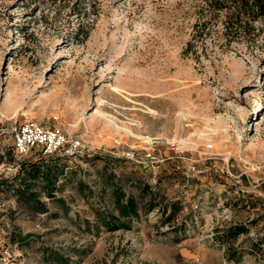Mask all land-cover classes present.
<instances>
[{
  "label": "rangeland",
  "instance_id": "rangeland-1",
  "mask_svg": "<svg viewBox=\"0 0 264 264\" xmlns=\"http://www.w3.org/2000/svg\"><path fill=\"white\" fill-rule=\"evenodd\" d=\"M2 1L0 164L17 159L11 127L27 120L84 149L44 157L65 169L61 200L41 195L49 211L0 192V264H54L51 250L74 264H264V174L242 175L264 164V35L230 44L221 23L198 35L197 0H82L80 15L44 0L37 13L9 10L12 19L14 0ZM82 22L86 38L75 36ZM116 180L180 201L175 222L187 231H170L159 208L132 229L96 226ZM234 221L249 231L223 243L216 228Z\"/></svg>",
  "mask_w": 264,
  "mask_h": 264
},
{
  "label": "trees",
  "instance_id": "trees-1",
  "mask_svg": "<svg viewBox=\"0 0 264 264\" xmlns=\"http://www.w3.org/2000/svg\"><path fill=\"white\" fill-rule=\"evenodd\" d=\"M44 0H14L10 5H6L8 18L12 19L13 15L9 10L14 8H23L26 12L37 13ZM57 1V0H53ZM65 4L71 2V11L81 14L82 0H61ZM95 1V0H94ZM199 4V15L194 25L198 35L206 36L213 31L214 26L222 24V31L227 41L232 44L248 39L252 42L258 36L264 35V0H197ZM3 1L0 0V6ZM94 6V16L92 22L99 16V12ZM45 18V16L43 15ZM90 25L80 23L76 29L75 36L82 35L86 38L90 32ZM12 152L15 154V144L13 139ZM71 158L69 155H54ZM78 156V155H76ZM98 156V155H96ZM39 152H31L24 160L20 172L10 178L0 180V192L13 191L18 200L31 207L36 212H47L49 207L42 200L41 195L44 194L48 198H58L56 191L61 188L58 185L60 176L65 174V169L58 161L50 163L44 160ZM51 157V156H50ZM35 158V161L30 159ZM47 162V163H46ZM57 162V163H56ZM114 173H111V178ZM130 183L140 186V181L135 180L133 176ZM78 187L87 185L83 179L77 181ZM88 191L93 194L94 190L90 185ZM112 190V209L104 207L95 211V225L105 227L109 231H117L120 229H132L135 219L141 218L142 214H149L159 208L163 214L164 221L171 226L170 231H187L186 222L177 224L176 218L182 210L180 201H171L164 203L162 196L157 193L150 183H144L140 188V195L137 196L133 192H127L120 180H116ZM151 196L150 199H146ZM89 223L88 227L92 226ZM217 232H221L222 240L228 242L230 239L249 231L247 223H230L223 227H217ZM18 240L24 242L27 237H21L20 233H16ZM179 240V239H177ZM233 252L231 258H235ZM48 262L54 264H74L70 256L61 251L51 250L47 253Z\"/></svg>",
  "mask_w": 264,
  "mask_h": 264
},
{
  "label": "built area",
  "instance_id": "built-area-1",
  "mask_svg": "<svg viewBox=\"0 0 264 264\" xmlns=\"http://www.w3.org/2000/svg\"><path fill=\"white\" fill-rule=\"evenodd\" d=\"M11 133L14 139L17 159L13 162L0 164V180L16 176L20 172L24 160L31 152H39L45 157L54 155L76 156L84 149L80 139H70L57 128L30 120L13 125ZM126 155L133 157L130 152H127ZM256 169L262 170L261 172L264 174V164L254 166L251 163H247V165H244L242 175L250 180L249 173ZM262 182H264V178ZM222 217L226 221H232V216L227 211L222 214ZM233 223L237 222L234 221ZM5 253L10 255L8 250H5Z\"/></svg>",
  "mask_w": 264,
  "mask_h": 264
}]
</instances>
